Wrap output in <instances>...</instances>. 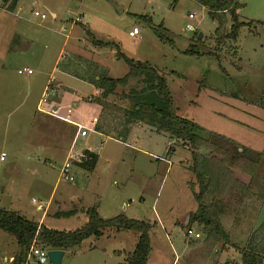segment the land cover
Segmentation results:
<instances>
[{"label": "rangeland", "instance_id": "374dc122", "mask_svg": "<svg viewBox=\"0 0 264 264\" xmlns=\"http://www.w3.org/2000/svg\"><path fill=\"white\" fill-rule=\"evenodd\" d=\"M235 1L241 5L236 11L238 21L244 25L234 45L233 40L215 41L217 21L208 18L206 8L197 0H18L12 11L0 0V153H5L0 160V206L34 222L44 215L43 223L68 230L86 223L89 207L101 205L105 215L125 210L128 217L152 226L146 264H183L190 258L189 247L195 245L202 252L193 264H226L224 256L234 257L227 264H241L234 254L262 218L257 224H245L238 205L221 204L222 222L232 241L227 247L196 222L190 226L201 231L202 237H187L188 214L179 226L170 228L171 221L195 208L189 188L195 178L182 164L190 160V151L147 123L140 121L132 129L125 123L130 114L122 110L133 105L132 97L126 96L129 85L118 87L102 100L91 86L64 79V86L75 95L93 99L79 101L77 107L64 104L57 111L61 116L69 113L88 130L84 137H76V125L36 108L48 75L60 76L72 46L81 41L84 47L91 44L80 25L77 29L82 34L78 36V30L71 27L72 20L84 13L82 23L87 22L94 36L112 43L104 49L108 54L105 59H110L108 76L122 78L128 71L124 59L116 58L117 50L129 59L150 64L166 80L172 109L195 124L198 136L219 135L239 143L238 150L243 148L248 157L260 158L264 155V26L255 20L264 18V0ZM49 9L56 12V19L51 18ZM33 10L44 13L46 19L34 16ZM226 14L228 28L231 22ZM187 24L192 29L187 30ZM133 27L138 34L131 37L128 32ZM195 34L202 37L198 40ZM188 46L200 55L185 54ZM79 55L86 56L83 48ZM22 66L32 67L34 74H17ZM125 125H129L127 129ZM94 127H101V134L95 133ZM84 146L97 154L94 169L74 164L70 169L73 181L64 180L60 177L63 162L70 151ZM260 170L256 180L264 186V166ZM38 204L42 211L36 210ZM14 239L0 229V264H11L13 259L8 260L18 249ZM136 241L134 231L106 229L105 235L88 237L65 251L61 264H119ZM111 246L126 251L121 257L103 255ZM26 264L35 263L31 259Z\"/></svg>", "mask_w": 264, "mask_h": 264}, {"label": "trees", "instance_id": "16d2710c", "mask_svg": "<svg viewBox=\"0 0 264 264\" xmlns=\"http://www.w3.org/2000/svg\"><path fill=\"white\" fill-rule=\"evenodd\" d=\"M17 1L1 0L9 11L15 8ZM197 1L206 8L208 18L217 21L214 31L215 41L219 44L225 40L234 41L239 28L244 25L238 21L236 13L241 5L235 0ZM226 13L231 22L228 28L229 20ZM158 35L164 38L161 34ZM95 43L101 45V42ZM184 53L200 55L191 46H188ZM118 56L124 59L128 71L122 78L104 76L97 80L102 100L107 94L114 93L118 87L129 85L126 96L132 97L133 105L130 110L128 105L122 110L130 114V117L124 118L125 123L132 125L142 121L153 127L156 132H166L171 138L189 148L191 157L188 170L195 178L194 182L189 183V188L197 210L191 214L186 227L188 228L191 222H197L208 236L221 239L228 244V235L219 219L220 206L226 202L230 204L241 191L248 192L249 183L245 184L237 178L236 174H247L252 180L261 165L263 155L252 159L245 154L243 148L238 150L240 145L233 140L213 134L207 138L198 136L195 133V124L180 117L172 109L164 76L148 63L129 59L121 53H118ZM131 83L134 85H130ZM128 126L125 125V127ZM170 151H172L171 146L168 153ZM83 154L85 157L77 165L92 171L97 155L87 149L83 151ZM85 212L87 221L80 228L57 230L27 220L17 212L0 206V229L12 234L18 245V252L11 264H24L27 251L34 239L47 251L65 252L79 246L88 237L99 238L105 235V230L111 228L116 232L134 231L137 235L134 249L127 253L119 264H146L151 251L150 229L152 226L148 221L128 218L123 213L104 219L100 217L95 207H89ZM68 213L71 214V212ZM238 255L241 264H264V218L249 234L243 247L238 250Z\"/></svg>", "mask_w": 264, "mask_h": 264}, {"label": "crops", "instance_id": "0c3cea01", "mask_svg": "<svg viewBox=\"0 0 264 264\" xmlns=\"http://www.w3.org/2000/svg\"><path fill=\"white\" fill-rule=\"evenodd\" d=\"M73 5L76 6L75 4H73ZM119 12L120 13L123 12V8L120 9ZM49 13H50L51 18H54V19L57 18V14H56V12L54 10L49 9ZM83 19H84V13L81 14V18H79V20L77 22L78 24L72 23L71 27H73V29H77L78 25H80L81 28L83 29V31L85 32V34L87 35V37L91 38V44L89 42L86 43L85 47L87 49L84 46H82L83 42L81 40H80L81 42H77L76 45H73L71 50H70V54H69L70 58H69V56H68V58L66 57V59L64 61V64H63L64 67L61 69V72H59V74H58L60 76L59 77H55L54 74L51 72L48 75L49 76L48 80L46 81V84H49L50 89L53 90V93L50 96V97H52V99L50 100V97H49V104H48L47 107H51L52 109H56V112L58 111V108L61 107V105H64V104L65 105H71L72 107H77L79 101L81 102L82 100H87L88 102H90V101L93 100L91 96L85 98V97H78L77 95H75V91L74 90L68 89L67 87L64 86V84H63L64 79L65 80L67 79L68 81H71L73 83H81V84H85V85L91 86V88L94 91V95H97V96H99L100 99H102L101 90L97 86V80L99 78H101V77H104V76L110 77V76H108V74L110 72L108 70L109 68L106 66L107 65V61H109L110 59L109 60L105 59L108 54L106 55L107 51L104 52V49L105 48H109L112 43L107 41V40L105 41V40L97 39L94 36L93 31L91 32V28L87 24V22L86 23H82ZM255 21L257 23L259 22L258 25H261V27L264 26L262 24V23H264V18H261V19L255 20ZM238 32H239V30H238ZM76 34L78 36V35H80L82 33H79V30H78V32ZM236 37H237V35H236ZM236 40H237V38H235V40L233 41L234 45L236 44ZM96 41L97 42H101V45H99L98 43H95ZM88 45H91L90 46L91 48L87 47ZM82 48H83V53H85L86 56L79 55V53L81 52ZM110 53L112 54L113 52L111 51ZM118 53L123 54L122 52L117 50L116 54H118ZM76 56H77V58H79L78 60H77ZM81 57H84V58L80 60ZM116 58L118 59L120 57L116 56ZM76 62H77V64H76ZM75 64L78 65V70H76V71H75L76 67L74 66ZM22 67H28V68L32 69V67H30V66H22ZM56 67H57V65H56ZM19 68H21V67H19ZM88 69H90V71L87 74L86 72H87ZM102 70H104V72H102ZM99 72H101V73H99ZM32 74H34V70H33ZM32 74H30V75H32ZM110 78H113V77H110ZM93 79H95V80H93ZM130 85H132V83ZM40 96H41V94H40ZM59 116H61V115H59ZM66 116H68L69 120H71L72 123L64 121V120H61V119L56 118V117L55 118L60 120V121H63L66 124H69V125H73V124L75 125L76 123H78L77 121H74V120L71 119V116H70L69 113H67L66 115H64L62 117H66ZM133 125L134 124L130 125L131 129L134 127ZM137 125H140V124H137ZM126 128L127 127H125V129ZM130 128L128 129L129 132L131 131ZM94 129H95L94 130L95 133H97L98 135L101 134V128L97 129V128L94 127ZM87 133H88V130H87ZM79 145L82 146L83 144H79ZM85 149H87V150H89V151H91V152L96 154V152H94V150L90 146H84L83 148H81V150H79L77 152L75 151V152L79 153L81 151H84ZM70 153H71V151H70ZM263 157H264V155H263ZM182 164H184V166L186 168H188V166L190 164V160L187 159ZM263 166H264V160L262 158L261 165H260L258 171L256 172V176L252 180L249 179V176L247 174H242V173H237L236 174L237 178L242 180L245 184L249 183L248 184L249 185L248 192L241 191V193L237 194L236 199L234 201H231V203H234V206L238 205V207H239L238 213L240 215L241 214L243 215L244 218L241 217V219H242L243 222H246L245 224H257L259 218H262V219L264 218V186L261 185L260 183H258L257 180H256V178H258L257 175H259L258 173H259V171L261 172L260 169ZM254 200L255 201H259V202L255 203ZM231 203H230V205L229 204H226V205L231 206ZM104 209L105 208L102 207L101 205L99 207H97V212L99 213L100 217H102L104 219L113 217V216H115L117 214H120V213H123L125 216H127L124 213L125 210L120 211L119 213H117L115 215H105L104 214ZM114 209H116V208L114 207ZM114 209H113V212H115ZM196 210H197V206L195 204V208H193V209H191V210H189L187 212L182 213L178 217V219H175V220L171 221L170 224H169L170 228H174L176 226H179L178 223L182 220V218L184 217L185 214H188V216L190 217L191 214L196 212ZM221 210L222 209L219 210V219H220V222H221V225H222L223 229L226 232L227 229H226L225 225L223 224L222 218H221V214H222ZM43 216L44 215H41L39 221L37 222L39 225L42 224V225H44L47 228L57 229L55 227H52V226H50L48 224L43 223V221H42L43 220ZM44 218H46V216H44ZM128 218H130V217H128ZM262 219L260 220V222L262 221ZM153 222L155 224L156 223L160 224L156 220H153ZM188 228L192 229L191 226L188 227ZM255 228L256 227H252L249 230L248 234L243 238L241 247H243V245L245 244L249 234ZM57 230H68V229L63 228V229H57ZM194 232H198V233L201 234V231H194ZM203 232H205L204 229H203ZM226 234H227V232H226ZM201 237H202V235L199 238H201ZM10 239H11L10 244L12 245L13 244V240H12V238H10ZM14 240H15L14 243H16V245H17L16 239H14ZM228 240H229L228 244H230L232 241L230 240L229 237H228ZM228 244H225L223 247H227ZM232 246H233V244H232ZM17 247H18V245H17ZM13 248H14L13 250H15L14 245H13ZM231 248L235 252L234 247H231ZM200 249H201L200 246L196 247V245L189 247L188 251L190 252L192 250V252L190 253V258L187 259V260H184L183 264H193V262H192L193 260H199V258H200V253L199 252H202V250H200ZM223 250H224V248H223ZM17 251H18V249H17ZM17 251L15 250L12 253V256H11L10 260H8V263H10L11 260L14 258V256L17 254ZM124 251H126V250L123 247L111 246V247H107V249L103 250V255L108 256V254L110 253L112 255L121 257V256H123ZM228 252H229L228 250H225V255H229ZM235 253L236 254H234V255H238L237 252H235ZM64 254H65V252H64ZM225 258H226L225 262L227 264V263H231L234 257L232 258V257H229V256H224V259ZM196 262H195V264H197Z\"/></svg>", "mask_w": 264, "mask_h": 264}, {"label": "built area", "instance_id": "2783aa9c", "mask_svg": "<svg viewBox=\"0 0 264 264\" xmlns=\"http://www.w3.org/2000/svg\"><path fill=\"white\" fill-rule=\"evenodd\" d=\"M33 14H34V16L39 17V19H41V20L46 19V15L42 12H39L38 10H33ZM189 17H191V15H189ZM78 20H79V18L75 17V19L72 20V23H74ZM185 28L187 30L192 29L190 24H187ZM137 34H138V29L136 27H133L132 30H130L128 32V35L131 37L136 36ZM32 73H33V70L31 68H28V67H21V68L17 69V74H19V75H30ZM46 86L47 87H45V89L43 90V92L41 93V96L39 98V101H38V104L36 107L37 110L44 113V114L51 115L53 117L59 118L61 120L67 121V122H71V120H69L68 116H66V117L59 116L58 113L56 112V109H52L51 107H47L48 103H49V97L52 95L53 90L50 89L49 84H47ZM75 125L77 126L76 137H78V136L84 137L87 135V130L84 127H82L79 124H75ZM4 157H5V153L1 152L0 153V160H3ZM84 157L85 156L83 154V151H81L79 153L71 152L68 155V157L65 159V161L63 162V165L60 168V177H62L66 181H73V176L71 174L70 169H71L72 165L79 163L80 161L83 160ZM125 206H129V204L127 203V204H125ZM36 210L42 211L43 206L41 204L36 205ZM186 236L187 237H193V238H199L200 233L194 232L192 229L187 228L186 229ZM47 252L48 251L46 249L42 248L41 246H39L37 244L36 240L34 239L33 242L31 243L28 251H27V255H26L24 264H26L27 261H29L31 259L34 260L35 264H47V263L49 264Z\"/></svg>", "mask_w": 264, "mask_h": 264}, {"label": "water", "instance_id": "95a60500", "mask_svg": "<svg viewBox=\"0 0 264 264\" xmlns=\"http://www.w3.org/2000/svg\"><path fill=\"white\" fill-rule=\"evenodd\" d=\"M202 37L201 34H198V39H200ZM188 217L187 216V220H188ZM186 220V222H187ZM185 222V224H186ZM64 256V251L62 250H49L47 252V257H48V262L49 264H61V260Z\"/></svg>", "mask_w": 264, "mask_h": 264}]
</instances>
